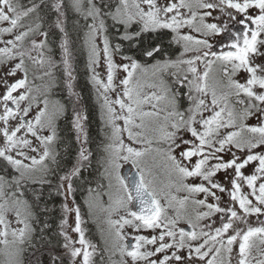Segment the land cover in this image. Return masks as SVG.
Masks as SVG:
<instances>
[{"label": "snow or ice", "instance_id": "snow-or-ice-1", "mask_svg": "<svg viewBox=\"0 0 264 264\" xmlns=\"http://www.w3.org/2000/svg\"><path fill=\"white\" fill-rule=\"evenodd\" d=\"M0 264H264V0H0Z\"/></svg>", "mask_w": 264, "mask_h": 264}, {"label": "trees", "instance_id": "trees-1", "mask_svg": "<svg viewBox=\"0 0 264 264\" xmlns=\"http://www.w3.org/2000/svg\"><path fill=\"white\" fill-rule=\"evenodd\" d=\"M78 80H77V89L78 86L81 88V91L83 93V101L84 105L88 110V115H89V129H90V135L92 138V148L94 151H96V146L97 144L100 143V140L102 139V134L100 131V119H99V112L95 104V100L92 94V90L90 86L87 84V77L85 75V69H84V57L83 55L79 56V62H78ZM60 127L62 130V135L65 137L66 141L70 138V132H69V124L68 121H61L60 122ZM75 155V145L74 143L72 144V151L70 156L67 158V164L68 166L71 165L72 159L74 158ZM97 169L94 164L92 173L95 175ZM77 201L80 202L82 200V197L80 193H77ZM61 203V199L59 197H54L53 200L49 201V208L52 209V211L48 214V219L49 222L55 227L56 224H58L59 217H60V210H59V205ZM55 205V207H53ZM41 219H44L42 216ZM90 223V222H89ZM97 226V225H96ZM95 226V223H90V226L87 227L88 230L92 231L90 234L93 238L99 237V234H97V231L95 229L97 228ZM96 241H99L97 239ZM28 259V254H25V260L27 261Z\"/></svg>", "mask_w": 264, "mask_h": 264}, {"label": "flooded vegetation", "instance_id": "flooded-vegetation-1", "mask_svg": "<svg viewBox=\"0 0 264 264\" xmlns=\"http://www.w3.org/2000/svg\"><path fill=\"white\" fill-rule=\"evenodd\" d=\"M76 87H77V84H76ZM77 91H79V92L82 94V96H83V93H82L81 88H80L79 86H78ZM65 95H66V94L63 93V92H58V93H57V96H59V97H61V98H63ZM83 104H84V101H83ZM178 151H179V150H178ZM90 223H91V222H90ZM90 223L87 224V227L90 226ZM88 232H89V235L92 233V231H90V230H88ZM90 236H91V235H90ZM90 238H93V237L91 236ZM96 238L99 239V237H96Z\"/></svg>", "mask_w": 264, "mask_h": 264}, {"label": "rangeland", "instance_id": "rangeland-1", "mask_svg": "<svg viewBox=\"0 0 264 264\" xmlns=\"http://www.w3.org/2000/svg\"><path fill=\"white\" fill-rule=\"evenodd\" d=\"M254 121H249V123H253ZM100 127H101V125H100ZM123 171V170H122ZM95 226H96V224H95ZM97 227V226H96ZM95 231H97V234H99V231H98V227L95 229ZM91 237V236H90ZM94 241H96L97 240V238H92Z\"/></svg>", "mask_w": 264, "mask_h": 264}, {"label": "water", "instance_id": "water-1", "mask_svg": "<svg viewBox=\"0 0 264 264\" xmlns=\"http://www.w3.org/2000/svg\"><path fill=\"white\" fill-rule=\"evenodd\" d=\"M128 168H129V166H125L124 169H123V171L124 172H127L128 171Z\"/></svg>", "mask_w": 264, "mask_h": 264}]
</instances>
